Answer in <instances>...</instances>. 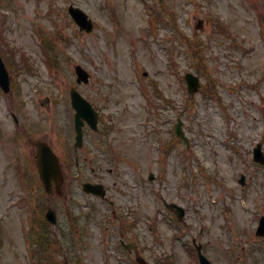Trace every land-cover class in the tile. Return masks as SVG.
I'll use <instances>...</instances> for the list:
<instances>
[{"label": "rangeland", "instance_id": "1", "mask_svg": "<svg viewBox=\"0 0 264 264\" xmlns=\"http://www.w3.org/2000/svg\"><path fill=\"white\" fill-rule=\"evenodd\" d=\"M70 5L93 32L80 31ZM147 8L164 14L155 33ZM0 53L13 90L0 89V264H138L121 240L145 264H198L195 242L211 264H264V167L253 161L258 144L264 153V0H0ZM78 65L89 83H77ZM188 72L203 85L194 97ZM151 83L170 104L153 99ZM72 88L100 113L99 133L85 127L79 167L65 170L62 196L49 195L32 143L75 167ZM22 162L30 189L17 181ZM85 182L103 184L108 200L84 193ZM40 205L55 210V226Z\"/></svg>", "mask_w": 264, "mask_h": 264}, {"label": "water", "instance_id": "2", "mask_svg": "<svg viewBox=\"0 0 264 264\" xmlns=\"http://www.w3.org/2000/svg\"><path fill=\"white\" fill-rule=\"evenodd\" d=\"M69 12L72 18L75 20L77 25H79L81 30H86L87 32H92L93 30V22L89 19V17L81 11L79 8L70 7ZM76 73L78 75V82L87 83L89 80L88 73L80 66L76 67ZM186 81L188 85L189 92L192 96L197 93L201 87L200 78L196 75L187 74ZM0 86L3 88L5 92L10 91V79L8 71L5 67V64L0 56ZM72 101L73 107L76 110L75 115V128H76V148H81L83 146V126L85 125L84 120L87 121L93 128H96L97 124V113L93 110L92 106L76 91L72 92ZM176 132L178 136H180L184 142L189 143L188 139L185 137V133L182 130V121L176 126ZM256 161L264 164V157L261 150V146L259 145L255 148V157ZM38 165L41 174V178L48 189L51 180H54L57 185V189L59 190L63 183L62 170L59 164V160L57 156L53 153L51 148L45 143L38 144ZM152 179V177H151ZM244 177H242L241 183L243 184ZM83 189L94 195H98L100 197L105 196V189L100 184H84ZM167 208L170 210H174L179 221H182L185 216V210L176 205V204H166ZM47 218L52 222V224L56 223V214L53 210H49L47 213ZM257 234L260 236H264V218L261 219L260 225L258 227ZM126 248H130L126 245ZM198 253L200 256V264H210L208 259L201 253V246L197 247ZM138 262L143 263L144 261L138 257ZM68 264V263H66Z\"/></svg>", "mask_w": 264, "mask_h": 264}, {"label": "flooded vegetation", "instance_id": "3", "mask_svg": "<svg viewBox=\"0 0 264 264\" xmlns=\"http://www.w3.org/2000/svg\"><path fill=\"white\" fill-rule=\"evenodd\" d=\"M35 166H36V163H35ZM33 174H35L37 177H38V174H37V170L35 169V172L33 171ZM35 178V177H34ZM38 180H39V182H40V179H39V177H38ZM33 182H34V184L36 183L35 181H34V179H33Z\"/></svg>", "mask_w": 264, "mask_h": 264}, {"label": "trees", "instance_id": "4", "mask_svg": "<svg viewBox=\"0 0 264 264\" xmlns=\"http://www.w3.org/2000/svg\"><path fill=\"white\" fill-rule=\"evenodd\" d=\"M220 24V23H219ZM196 56H197V58H198V55L196 54V53H194Z\"/></svg>", "mask_w": 264, "mask_h": 264}]
</instances>
